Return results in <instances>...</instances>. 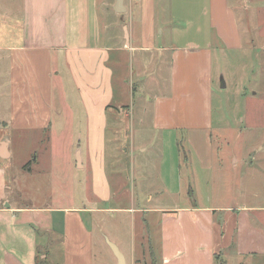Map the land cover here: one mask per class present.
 Segmentation results:
<instances>
[{
	"label": "crops",
	"instance_id": "1",
	"mask_svg": "<svg viewBox=\"0 0 264 264\" xmlns=\"http://www.w3.org/2000/svg\"><path fill=\"white\" fill-rule=\"evenodd\" d=\"M137 1L138 23L113 20L108 41L122 40L115 45L103 42L97 0H20L16 15L0 14V31L9 24L20 30L0 34V111L3 104L6 112L0 115V264H96V250L110 257V248L100 243L99 215L120 211L112 204L121 201L123 165L120 149H108L107 131L119 136L127 122V157L145 180L139 192L149 204L138 213L149 219L147 236L151 225L160 229L153 264H264V126L227 120L228 110L220 127L213 120L215 54L226 60L225 54L246 49L254 63L259 55L264 65V48L243 40L238 10L247 0ZM1 8L2 0L0 13ZM57 61L60 73L54 75L76 105L67 126L83 131L76 141L84 145L77 169L87 175L89 168L92 195L86 197L84 179L78 181L85 194L79 207L23 206L10 198L18 176L8 179L14 158L9 132L60 128L51 102ZM248 77V69L240 71V86ZM132 98L135 105L128 103ZM70 168L67 162L63 175ZM233 172L236 196L230 194ZM245 181L246 188H257L246 189Z\"/></svg>",
	"mask_w": 264,
	"mask_h": 264
},
{
	"label": "rangeland",
	"instance_id": "2",
	"mask_svg": "<svg viewBox=\"0 0 264 264\" xmlns=\"http://www.w3.org/2000/svg\"><path fill=\"white\" fill-rule=\"evenodd\" d=\"M248 1L249 0L238 10L240 25L245 34L243 40L250 47L254 44V46L264 48V9L256 8L264 7V0H253L251 3ZM19 2L20 0H2V12L0 14H5L6 10H8V16L13 17V15L18 13ZM97 2L101 16L100 23L103 42L105 40L109 45L121 44V39L108 41V38L114 34V29L112 27L114 23L113 20L121 19L127 26L138 23L140 21V4L137 0H124L127 13L124 15H117L112 8L115 0H97ZM112 4L113 6H111ZM254 6L256 7L254 8ZM104 9L109 11L105 12ZM3 30L4 31H0V34L4 32L3 34L7 36L9 32H13L14 35L20 32L19 27L17 29L10 24L8 27L3 28ZM5 41H8V38L5 39ZM245 43L244 48H246ZM261 52L263 51L261 50ZM259 57L261 56L258 55L256 58L257 63L255 61V64L253 57L246 49L244 52L225 54L226 60H223L219 54H215L213 66L214 72L217 74L218 84L212 94V104L213 120L216 126L220 127L225 110H228V113H226L228 116L227 120L238 118V122V120L243 118L244 127H246L245 125L257 127L264 126V65H259V62L263 64L262 59ZM2 66L3 65H1V67ZM245 69L249 71L247 84L245 86H240L238 77L240 71ZM261 69H263V73ZM54 72L60 73L58 61L54 65L51 77V102L52 116L56 122H61L60 128L53 127L49 130L22 129L11 130L9 132V136L11 140H13L12 151L14 153V158L7 170L8 179L10 180L15 175L16 177L18 176V186H15L17 189L13 188V194H11L10 198H16L18 203L23 206H41L51 203L57 207L70 205L79 207L82 205L81 198H84L85 194L82 191L83 189H80L78 181H83L84 179L85 185L88 186L86 197L88 195L90 198L92 195L89 168H87V175L80 171V169H77L80 167V160L79 163L77 162L78 152L80 155V149H83L84 145L80 148L77 146L76 141L80 137V134H83V131L71 129L67 126L69 120L68 112L70 109L74 112L76 110V105L73 106L71 104L72 99L68 93V86L65 84V90L63 91L59 84L60 79L58 76L54 75ZM231 75L234 77L233 80L230 78ZM220 77H222L226 84V88L222 90L219 89ZM129 81L130 80H128V82ZM243 89H246L244 93L247 94L245 101L243 100V93L241 92ZM254 91L256 95L252 94ZM70 94L72 95L73 91H70ZM68 103H70V106ZM128 103L130 105H135L136 100L132 98ZM0 115L1 117L6 116L5 105L3 104ZM126 126L127 130L123 129L119 136L114 135L112 130L107 131V145L109 151L115 148L120 149V151L117 152L122 156V160L118 163L121 166L123 165V167H120L121 175L119 181L123 183V187L120 190L121 194H119L121 201L112 204L114 209H120V211L118 210V212L113 213L110 211V214L99 215L102 220L100 227H102V232L104 234L102 237L103 240L100 243L105 244L106 247L104 248L107 249L110 247H108L109 245H107L106 239L113 243L114 246L118 248L119 252L123 254L127 264H130V258L135 260V264H153L155 258L158 257L160 229L158 225H151L149 227V232L147 231V236L144 222L149 221V219L146 217L143 218L142 214L138 213V210L143 205L149 206V204L145 202L142 203L145 195L139 192L141 187H145V180L134 171L136 166L133 167L134 162L130 161L129 157H127L131 147L129 122H127ZM239 126L242 125L238 124V129L240 128ZM216 133H218V131H216ZM261 135L262 134H260V136ZM116 138H119L120 141H117L116 144H112L111 142ZM253 138L256 139V133ZM243 139L246 138L243 137ZM234 142L233 139L232 144H234ZM219 144L220 143H216V146L219 147ZM124 150H128L126 155H124ZM67 162H69L71 166L70 174L66 171L65 175H63ZM106 164L110 165L111 160L106 161ZM22 166H25L24 173L22 172ZM225 174L226 180H229L227 176L228 173L225 172ZM232 175L230 194L236 196L239 193L237 185L238 174L234 176L233 172ZM253 188H257V185L251 186L248 184L246 189L251 190ZM224 194L229 195L228 192L222 193V195ZM152 195L156 197L158 194ZM261 195L264 196V194ZM248 200L249 203H251V200H254L250 193H248ZM102 232L100 233V231L96 229V236L101 237ZM147 240L149 241L148 243H146ZM109 252L111 254L110 257L101 258L99 251L96 250V264H113V260L117 262L111 248ZM151 254H153V260L150 257ZM251 262L252 261H250L249 264H251Z\"/></svg>",
	"mask_w": 264,
	"mask_h": 264
},
{
	"label": "water",
	"instance_id": "3",
	"mask_svg": "<svg viewBox=\"0 0 264 264\" xmlns=\"http://www.w3.org/2000/svg\"><path fill=\"white\" fill-rule=\"evenodd\" d=\"M113 11L116 14H120V15L124 14L127 11L126 7L124 6V0H115L114 6H113ZM124 33H125V36H126L127 35L126 28L124 29ZM77 162L79 163V156H77ZM108 245L111 248L115 258L117 259V264H124L123 257L118 252L116 246H114L113 244H110V243H108Z\"/></svg>",
	"mask_w": 264,
	"mask_h": 264
},
{
	"label": "built area",
	"instance_id": "4",
	"mask_svg": "<svg viewBox=\"0 0 264 264\" xmlns=\"http://www.w3.org/2000/svg\"><path fill=\"white\" fill-rule=\"evenodd\" d=\"M0 207H1V203H0Z\"/></svg>",
	"mask_w": 264,
	"mask_h": 264
}]
</instances>
